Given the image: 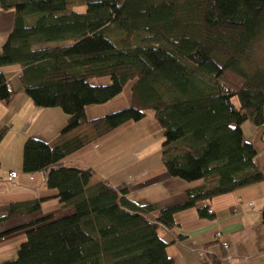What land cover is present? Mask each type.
<instances>
[{"label": "trees", "instance_id": "trees-1", "mask_svg": "<svg viewBox=\"0 0 264 264\" xmlns=\"http://www.w3.org/2000/svg\"><path fill=\"white\" fill-rule=\"evenodd\" d=\"M0 9L15 16L0 69L20 66L32 103L67 116L52 140H25L22 172L45 173L46 187L73 209L1 233L26 231L16 257L2 264H173L161 231L176 213L261 180L242 125H264V60L253 58L264 35V0H0ZM100 78L108 83H90ZM129 84L130 106L86 119V107L106 104ZM13 95L0 71V101ZM148 110L162 130L166 173L200 182L155 222L144 216L157 208L135 204L124 185L89 186L92 169L61 163ZM7 130L0 129V142ZM39 206L12 204L0 222ZM197 213L212 218L207 207Z\"/></svg>", "mask_w": 264, "mask_h": 264}, {"label": "crops", "instance_id": "crops-1", "mask_svg": "<svg viewBox=\"0 0 264 264\" xmlns=\"http://www.w3.org/2000/svg\"><path fill=\"white\" fill-rule=\"evenodd\" d=\"M14 17L13 11L0 9V50L13 28ZM0 71L5 74L14 91L8 104L0 101V129L8 128L0 142V217L6 215L12 204L35 200L40 202L37 212L0 222L2 264L16 257L26 231L5 236H1V233L46 216L58 219L71 214L73 209L64 208L56 197V190L46 187L45 173L32 174L33 178L30 180L29 175L21 169L25 140L28 137L47 142L52 140L65 126L67 116L59 108H39L32 103L22 90L20 66H4ZM90 83L106 84L108 78L92 79ZM130 89L126 88L124 95L121 93L106 104L86 107V119H97L130 106ZM144 118L139 122L123 125L96 143L68 156L61 163L65 167L92 169L94 176L90 179L89 186L101 181L107 182L111 187L124 185L127 196L135 204H151L157 208V211L144 216L148 221L155 222L161 209L185 202L186 191L200 182L186 183L166 173L160 158L162 130L153 121L149 123L153 134L150 132L145 140L140 139L141 133L134 142L126 143L121 152L103 150L104 140L117 131L134 126L144 128ZM242 132L244 139L257 152L255 163L262 175L261 180L230 193L197 202L193 208L176 213L174 225L169 229L162 228L161 231L163 238L169 243L167 253L173 264H264V125L256 128L246 122L242 125ZM10 172H15L17 176L9 180ZM199 207L211 210L212 218H200L197 213ZM218 232L221 237L217 239Z\"/></svg>", "mask_w": 264, "mask_h": 264}, {"label": "rangeland", "instance_id": "rangeland-1", "mask_svg": "<svg viewBox=\"0 0 264 264\" xmlns=\"http://www.w3.org/2000/svg\"><path fill=\"white\" fill-rule=\"evenodd\" d=\"M76 11H83V8H77ZM254 61H258L261 62L264 60V35L262 36V38L259 40L257 47L255 49V54H254ZM131 84H129L126 88L128 89V87H130ZM125 90L122 92V95L125 94ZM121 97V96H120ZM122 99V98H120ZM132 99V98H131ZM119 100H117L116 103H118ZM112 105V104H111ZM108 106V107H111ZM150 121H153L154 123L156 122L153 118V112L148 110L146 112V116L144 118V120L142 121L143 123H145V127L144 128H139V126H134L129 127V128H125L123 131H117L115 134H113L109 139L107 138L106 140H104L102 148L104 151H109L112 150V152L115 151H122V148L124 147V145L126 143L131 144L132 142H134V140L141 134L140 139H146L147 135H150L151 128H150ZM138 127V128H137ZM153 134V132H152ZM152 137H154V135H152ZM154 139V138H151ZM156 140V139H155ZM131 156V153H130ZM127 162V160H126ZM121 167V166H120ZM104 168V166H103ZM94 170H97V168L93 167Z\"/></svg>", "mask_w": 264, "mask_h": 264}, {"label": "built area", "instance_id": "built-area-1", "mask_svg": "<svg viewBox=\"0 0 264 264\" xmlns=\"http://www.w3.org/2000/svg\"><path fill=\"white\" fill-rule=\"evenodd\" d=\"M262 140L264 142V138ZM16 176H17V174L15 172H10L9 173V180L15 178ZM29 178L31 180L33 177L31 175H29ZM209 213H211V210H209ZM220 237H221V234L219 232L216 233V238L218 239ZM225 248H227V247L225 246Z\"/></svg>", "mask_w": 264, "mask_h": 264}]
</instances>
